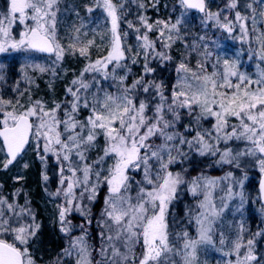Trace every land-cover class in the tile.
<instances>
[{"label": "snow or ice", "instance_id": "snow-or-ice-1", "mask_svg": "<svg viewBox=\"0 0 264 264\" xmlns=\"http://www.w3.org/2000/svg\"><path fill=\"white\" fill-rule=\"evenodd\" d=\"M255 2L264 6V0ZM59 3L60 0H8L7 10L0 12V53L10 49L49 53L59 63L67 52L89 61L66 88L70 100L53 101L49 107L43 100L31 97L27 103H21L19 96L23 92L15 99L0 95L2 168L8 169L23 158L29 148L42 164L46 165L52 155L60 167V187L49 195L61 200L55 205L56 223L67 238V246L55 264H62L61 258L71 257L74 264H93L96 249L90 243L88 230L93 218L84 200L94 202L101 186L107 188V195L96 220L97 238L101 241V259L97 264H200V249L214 247L215 236L219 237L222 247L217 251H222L225 264H259L264 256L258 258L254 254V240L245 239L243 223L231 240L216 231L217 222L228 207L226 201L238 197L243 207L242 189L247 175L235 179L241 191L234 192L232 184L227 186L218 207L214 191L221 180L233 179V172L222 178L201 173L186 179L187 169H173L182 166L189 153H194L198 157H218L217 164L234 165L237 170L241 157H252L264 173V69L258 65L253 78L240 71L238 57L215 54L203 43L202 60L194 68L184 62L178 65L176 81L168 95L162 84L145 80L144 76L154 71L148 64L150 56L171 60L167 52L175 42L174 36L182 39L180 27L190 13L202 14L201 23L206 28L211 24L230 35L238 29L239 36L233 39L249 46V59L255 55L264 63V7L257 12L252 3L241 6L239 0H229L225 9L211 12L207 0H177L174 11H179V15L175 21L169 18L149 23L141 15L137 27L123 19L125 0H92V6L85 5V11L103 14L108 22L106 32L93 30V38L85 42L81 37L88 33L81 32V23L79 27L73 26L70 43L65 47L58 38ZM241 7L251 14H242L238 10ZM224 11L231 12L232 18L222 15ZM122 23L139 33L135 52L125 42L129 33L122 30ZM16 24L24 29L19 39L12 35ZM152 32L155 39L149 37ZM196 39L205 41L203 36ZM157 44L164 51H157ZM197 47L200 45L194 43L193 48ZM93 48L100 53L95 59ZM140 56L145 62L144 76L125 86L130 71L127 62L137 63ZM34 67L40 72L49 70L41 65ZM118 69L126 70V74L117 77ZM51 70L55 75V69ZM86 75H91L90 82L85 80ZM97 76L104 81H118L119 87L108 91L100 86ZM93 87L96 91L89 98L86 93ZM138 91L154 93L158 102L151 95L139 99ZM82 109L88 111L84 119L79 118ZM182 112L189 121L181 125L184 132L177 130ZM101 137L103 154L88 162L87 152L96 148ZM236 142L242 143L243 149L234 151L229 146ZM136 175L141 178L135 179ZM43 180H48L46 174ZM182 189L194 198H202L188 208L187 227L177 232V218L170 209L179 200ZM260 190L264 194V180L260 181ZM13 195L18 196L19 190ZM29 203L26 200L25 205H20L15 199L9 202L7 197L0 196V264H36L31 244L40 224ZM74 213L85 222L74 224L70 218ZM77 229L80 234L73 235ZM225 245L227 251H223Z\"/></svg>", "mask_w": 264, "mask_h": 264}, {"label": "rangeland", "instance_id": "rangeland-1", "mask_svg": "<svg viewBox=\"0 0 264 264\" xmlns=\"http://www.w3.org/2000/svg\"><path fill=\"white\" fill-rule=\"evenodd\" d=\"M129 1L131 0H125V3ZM134 1H135L134 4L138 5L139 7L141 4H143L144 10L148 8L149 10H151L149 12L147 11L145 12L143 10L140 13L142 16H146L148 18L149 23H154L156 20H168L169 18H171L172 21H175V19L179 15V11H174L175 8L174 0H169L168 2L164 1L162 3V6L159 5V0H134ZM222 4L223 2L216 1L214 4L209 3L208 8L211 12H217L220 9L226 7L225 3L223 5ZM85 5L92 6V0H89L88 2H86V0H60L59 3L60 11L58 12L57 29H58V38L60 39V42L63 45H65V47H67V45L70 43V36L72 34L73 26L79 27L81 23H83L84 27L81 29V32L88 33L87 37H84L83 35L81 37L82 40L85 42L87 39L93 38V30H95L98 33L106 32L107 30L108 22L105 20V16L97 12L91 14L87 13L85 11ZM166 5L167 8L169 9L168 11L165 9ZM7 7H8V0H0V12H5L7 10ZM223 13H225V11ZM191 16L192 14L190 13L185 18L184 23L180 27V35L182 39H176L174 36L175 42L172 44L170 50H168V53L174 56L173 63H175L174 65L175 70L181 62L187 63L190 67L194 68L197 61L202 60V56H197L198 60L194 64H192L187 60H185L183 51L186 48L189 49L192 48L196 54L198 53L196 52L198 50L203 53L205 50L203 47V43H207L208 45L207 50L210 52H213L215 54L230 56L233 58L238 57L240 60V71L252 75L253 78H255L258 65L259 68L264 69V63H261L255 55H253L252 58L249 59V54L245 56V51L242 48L236 46L238 44V40H236L235 43L232 45V44H228L225 41H221L218 35H216V37H213L211 35L212 30L210 29V26L206 28L201 23L202 18L195 20L194 17ZM257 18L259 21L260 17L257 16ZM123 27L124 24L122 23L121 28ZM23 30H24L23 25H19V24L13 25L12 27L13 37L19 39V33L22 32ZM128 36L125 42L131 45L133 51L135 52L137 50L136 46L138 42H132V41L128 42V39L130 40V37ZM197 36L205 37V41L201 42L197 40L196 39ZM149 37L156 38V35L154 32H152L149 33ZM96 42L97 44L100 43L98 36L96 37ZM194 43L200 45V47L194 49L193 48ZM252 47L254 48L255 45L253 44ZM99 54L100 53H98L95 48L92 49V57H93L92 59H95ZM88 62H89L88 60L84 59L78 54L72 55L67 52L64 56V59L59 63H56L55 56L48 58L45 56L37 55L34 52L27 50L16 51L10 49L8 52L0 53V76L3 77V79L0 80V95L5 96V98L15 99L17 98V96H19L20 92H23V95L19 96L21 103H27L29 97H31V99L33 100L36 99L43 100L45 103L49 105V107H51L53 101L62 103L66 99L69 100L71 99V97L66 96V88L71 86V81L79 76L81 70L85 67V65ZM127 63L130 71H127V79L125 80L124 84L125 86H130L134 80L140 78L139 74L141 70H144L143 66L145 62L142 56L138 57L137 64L142 66L140 70H137V65L135 66V63L133 64L130 61ZM35 65L44 66L49 70L45 72H40L37 68L34 67ZM53 68L55 69V75L51 70ZM209 71H211L210 68ZM125 74H126V70H120V69L117 70V77L124 76ZM176 75L177 74L175 71V74L172 77L170 78L164 77L163 81H160V84L169 86L171 89L175 84ZM96 79L99 81L100 86L108 91H115L119 87L118 81L100 80L99 76H97ZM85 80L87 82H90L92 80L91 75H86ZM45 90L48 92L49 96L45 94L44 92ZM95 91L96 88L93 87L90 90V92L86 94L89 96V98H91V92H95ZM41 92L42 94L39 95V93ZM137 94L139 96V99H144V97L146 96V94L140 92H138ZM87 115H88V111L86 109H82L79 118L84 119ZM188 123H189L188 118L185 115H182V119L180 120V125L179 124L177 125V130L180 132H184L185 129L184 127H181V125H187ZM204 126L208 127L207 123H205ZM102 147H103V138L101 137L99 138L96 148L87 152L86 155L88 157V162H92L96 160L98 156L103 154L101 151ZM243 147L244 145L242 143H237L232 146L234 151L237 149H243ZM52 159L55 160V158L53 157ZM3 160L4 157L0 155V178L2 179V181H6L10 176H12L13 177L12 180L17 181L22 179L26 175V172H30L34 169L33 166L34 164H36L37 156L35 151L29 148L27 153L23 155V158H20L17 161V163L13 165L14 167L8 169V171H4V169H1ZM25 163L28 164L27 168L23 167ZM240 164L241 167L239 170H237L234 165L232 169H228L227 166L230 165L221 164V169L217 173H215V176L213 177L210 176V178H222L225 177L229 172L234 173L233 179L221 180L220 184L214 191V197L217 200L218 207L220 204L219 197L224 195V193L227 191V186L229 184H232L233 191L239 192L241 191V189L236 186L235 179H239L245 174L248 177L244 181V185L242 189L244 193L243 207L242 208L240 207V201L238 197L226 201L228 207L223 211L216 225V230L218 232H222L226 237V239L228 240L235 238V233L241 223H243L245 229L244 232L245 239H251L250 237L253 233L251 230V226L252 224H255V220H252V218L256 219L257 222H258V218L259 220H261L260 217H257V215L261 213L260 210H257L256 213L253 214V211L255 209L254 207L257 202L256 198L257 197L259 198V193L254 194L253 190L250 187V182L252 180L257 181L258 183L259 176L258 178H254L253 172L255 169H259V165L256 163L255 158L252 157H241ZM247 166H249V170L252 169L253 171L251 172L246 171ZM52 172L54 173L55 171ZM64 175L67 176L68 173L65 172ZM140 178L141 177L139 175L135 176V179L137 180H139ZM133 187L135 188V185H133ZM38 194L42 201V203H40L42 205L41 207L42 212H44L45 217L48 218V222L50 221L49 219H55L56 218L55 205L60 203L61 200L59 198L55 199L56 197L54 198L50 196L49 195L50 193L48 194L47 192L38 191ZM134 194L135 193L133 192V195ZM188 194L190 193L188 192ZM106 195H107V188L105 186H101L98 189V196L94 202L89 203L88 200H86L87 206L89 204L88 208L91 209V217L93 218L92 226L90 227L86 226V227H88L90 233H94L96 235L95 239L97 240L96 241L97 244L94 246V248L96 249L94 251L95 262H97L101 258L98 255V250L100 248L101 241L98 238H96L98 231L96 220L100 218L99 213L104 206L103 200ZM0 196H1V191H0ZM200 198L202 197L195 198L196 203H198V200ZM15 200H18V198ZM250 214L255 216L251 217ZM262 215L264 216V214ZM84 222L85 221H82L81 224H83ZM221 247L222 246L220 245L218 249H220ZM227 250H228V246L227 245L223 246V251H227ZM254 254L257 256L255 252ZM199 260H200V264H225V257L223 256L222 251H217L216 244L214 247L211 245L202 247L199 251ZM64 264H74V257L66 258Z\"/></svg>", "mask_w": 264, "mask_h": 264}, {"label": "trees", "instance_id": "trees-1", "mask_svg": "<svg viewBox=\"0 0 264 264\" xmlns=\"http://www.w3.org/2000/svg\"><path fill=\"white\" fill-rule=\"evenodd\" d=\"M88 1L89 0H86V2H88ZM164 1L168 2L169 0H159V5L162 6V3ZM134 2H135L134 0H131L127 3H125L124 10H125L126 15L123 17V19L132 21L138 27V26H140L139 22H138V17L141 16L140 13L144 9L140 8L138 5H135ZM215 2L216 1H212V2H210V4H214ZM220 2H223V4L225 3V6H226V3H228L229 0H222ZM239 3L241 6H243L247 3H252L253 7H255L257 9V12H259L261 7H262V5H259L258 3H256L255 0H239ZM174 5L176 7L177 0H174ZM165 9L167 11L169 10L167 8V5H166ZM223 9H225V8H223ZM220 10H222V9H220ZM239 10L242 11V14H245V15L251 14L250 11L244 9L243 7H241ZM144 11L149 12L151 10H149V8H148ZM233 11H235V10H233ZM222 15H226L230 19L232 18V13L229 11H225V13H222ZM191 17H194L195 20H198L199 18H203L202 14H197V13H195L194 15L192 14ZM257 20H258V18H257ZM209 26H210V29L212 30L211 35L213 37H216V35H218L219 39L221 41H225L228 44L233 45L235 43V41L238 40V39H233L234 36L235 37L239 36L238 29L230 35L222 29L212 27L211 24H209ZM122 30H126L129 32L128 37H130V40L128 39V42H130V41L138 42L136 37L139 35V33H134L133 30L127 29L125 27V25L122 28ZM143 31L144 30L141 29V33ZM150 39H155V38L150 37ZM236 46L242 48L245 51V56L249 54V51H248L249 46L247 44H244L238 40V44ZM156 50L157 51H164V49L162 48V46L160 44H157ZM184 51H187V52H184ZM184 51H183V53L185 56V60H187L188 62H190L192 64H194L198 60L197 56H202L201 51H199V50L196 51V52H198L196 54L192 48H190V49L186 48V49H184ZM167 54L171 56V60H163L159 57L152 58L150 56L148 64H149V67L154 69V71L150 75L144 76V70H141L140 74L138 72L137 73L140 75V77L144 76L145 80H151V81H155L157 83H160V81H163L164 77H166V78L172 77L176 71L175 66H174L175 63H173L174 56L169 54L168 52H167ZM186 55H187V57H186ZM136 65H137V70H140L142 68V66L138 65L137 63H135V66ZM143 69H144V66H143ZM162 85H163L165 95H168L169 94L168 90L170 89V87L165 86L164 84H162ZM44 92L47 96H49V94L46 90ZM41 94H42V92L39 93V95H41ZM149 95L152 96V98L155 102L158 101V100H156L154 93L146 94L145 97H148ZM145 97H144V99H147ZM182 115H184L183 112L181 114V119H182ZM237 143H240V142L230 143L229 146L232 147L233 145H235ZM184 150L188 151V149H184ZM52 157L54 158V156H52V155L48 156L46 165L42 164L41 161L37 158L36 164H34V166H33L34 169L30 172H26V175L20 180L13 181L12 176H10L8 178V180H6V181H2V179L0 178V185H2V187H0L1 196L7 197L10 202L13 201V199L18 198V200H15V201L20 205H25V202L27 200L28 202H30L28 206H30L35 212L36 222L40 224V230L37 232L36 238L34 239V241L31 244V251L33 252L34 257L36 259V264H55V261L59 257L61 250L67 246V238L64 236V234H62L59 231V226L56 223V218L55 219H49L50 221L48 222V218L45 217L44 212H42V208H41L42 205L40 204V203H42V201H41V198L39 197V194H38V191L47 192L49 194V193H51V191L52 192L56 191V189L58 187H60L59 186L60 185L59 181L61 179L60 167L57 164L56 160L52 159ZM217 159H218V157H211V158L198 157V156H195L194 153H189V159L186 160L182 166L181 165L175 166V168L173 170L174 171H181L182 168L187 169L188 175L186 176V179H190L191 177L197 176L201 173H203L207 177H210V176L213 177V176H215V173H217L221 169V164L216 163ZM13 167L14 166H9L8 169H11ZM233 167H234L233 165L227 166L228 169H232ZM1 169H3V168H1ZM8 169H4V171H8ZM52 171H55V172L53 173ZM232 171H234V170H232ZM246 171L251 172L253 170L252 169L249 170V166H247ZM253 173H254V175H253L254 178H258V176H260V170L259 169H255ZM45 174L48 176L47 181L43 180V175H45ZM250 187L253 190L254 194L259 193L257 181L252 180L250 182ZM17 190H19V195H18L19 197L13 195L14 193H16ZM55 199H57V198H55ZM86 200H87V198L84 200V205L88 208L89 204L87 206ZM256 200H257V202L255 204V207H254L255 209L253 211V214H255L257 210H260L261 213L259 215H257V217H260L261 220H259V218H258V222H257L256 219L252 218V220H255V224H252V226H251V230L253 233H252L250 238L254 240V252L257 254V257L259 258V257L264 256V216L262 215V214H264V211H262V209H264V206L261 204L260 199L258 197L256 198ZM195 204H196V199L193 198L192 196H190V194H188V191L186 189H182V193H181L179 200L175 203V206L170 209L172 216L177 218L175 231L178 232L182 228L187 227L185 213L187 212L189 207H192ZM249 212H250V210H249ZM250 216L254 217L255 215L250 214ZM70 218L72 219L74 224H81L82 221H84V218L81 217L78 213H74L72 215V217H70ZM170 224H171V217H170ZM188 230L190 231V233H192L194 235V232H192L191 228H188ZM257 233H261V235L257 236L256 235ZM79 234H80V232L78 229L74 230L73 235H79ZM95 236L96 235L94 233H91L90 243L93 246H95L97 244L96 243L97 240L95 239ZM214 239L217 241L216 246L218 249L220 247L219 237L215 236ZM61 259H62V264H64L66 258H61ZM98 261H100V260H98ZM97 262H95V255H94V251H93V264H97ZM254 264H255V262H254ZM259 264H264V259H261Z\"/></svg>", "mask_w": 264, "mask_h": 264}, {"label": "water", "instance_id": "water-1", "mask_svg": "<svg viewBox=\"0 0 264 264\" xmlns=\"http://www.w3.org/2000/svg\"><path fill=\"white\" fill-rule=\"evenodd\" d=\"M209 1H213V0H207V4ZM35 52V51H34ZM40 55H44V56H52V54H49V53H41V52H36ZM19 159V158H18ZM17 159V160H18ZM16 162H14L13 164H15ZM261 180H264V173H261L260 175V178H259V182H258V188H259V194H260V200L262 202V204L264 205V194L261 193V190H260V181Z\"/></svg>", "mask_w": 264, "mask_h": 264}]
</instances>
